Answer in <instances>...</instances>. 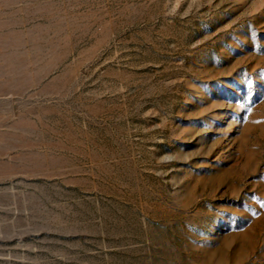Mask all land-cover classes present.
<instances>
[{"label": "rangeland", "instance_id": "rangeland-1", "mask_svg": "<svg viewBox=\"0 0 264 264\" xmlns=\"http://www.w3.org/2000/svg\"><path fill=\"white\" fill-rule=\"evenodd\" d=\"M0 264H264V0H0Z\"/></svg>", "mask_w": 264, "mask_h": 264}]
</instances>
